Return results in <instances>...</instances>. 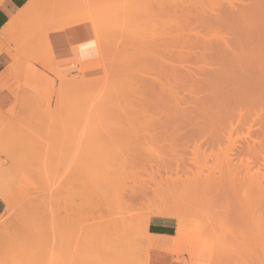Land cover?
Masks as SVG:
<instances>
[{
  "label": "rangeland",
  "instance_id": "374dc122",
  "mask_svg": "<svg viewBox=\"0 0 264 264\" xmlns=\"http://www.w3.org/2000/svg\"><path fill=\"white\" fill-rule=\"evenodd\" d=\"M32 1L34 27L79 28L95 55L60 63L42 48L25 64L42 70H27L16 105L0 110V184L12 199L0 264H144L161 246L148 230L160 215L177 220L173 240L192 261L264 264V101L245 116L219 108L216 121L185 111L191 95L238 86L219 50L232 36L215 19L223 0ZM166 17L184 40L175 49L147 29Z\"/></svg>",
  "mask_w": 264,
  "mask_h": 264
},
{
  "label": "bare ground",
  "instance_id": "6f19581e",
  "mask_svg": "<svg viewBox=\"0 0 264 264\" xmlns=\"http://www.w3.org/2000/svg\"><path fill=\"white\" fill-rule=\"evenodd\" d=\"M35 2H36V0H34ZM64 1V3L66 2L65 0H63ZM62 1V2H63ZM159 1V0H158ZM163 2H165L164 0H162ZM152 2V1H151ZM154 2V1H153ZM152 2V3H153ZM167 2H168V0H167ZM240 2L241 3H243L244 2V4H240ZM67 3V2H66ZM74 3V2H73ZM156 3H157V1H156ZM166 3V2H165ZM164 3V4H165ZM169 3V2H168ZM239 3V4H238ZM32 4V3H31ZM71 4V3H70ZM69 4V5H70ZM76 4V3H75ZM146 4V3H145ZM150 4V3H149ZM148 4V5H149ZM158 4V3H157ZM63 5H65V4H63ZM153 5V4H152ZM158 5H161V2L158 4ZM72 6V5H71ZM70 6V7H71ZM154 7L156 6V5H153ZM161 6H164L163 4L161 5ZM171 6V5H170ZM151 7V6H150ZM165 7H167V5L165 6ZM221 8H219L218 10H219V12L221 13V14H219L218 16V18H217V16L214 14L213 16L215 17V19H219V24H220V26H222V27H220L222 30L221 31H224L223 30V28L225 29V31L227 30V32H225L224 34H229L231 37H226V35L224 36V35H222L221 36V38H220V45L222 44V46H223V48L221 47V48H219V50L221 49V52H222V54H221V56H224V57H227V59H228V61L227 60H225L224 59V57H223V62L224 63H226L225 64V66H228V63L230 64V66L232 67V70H231V68H230V66H228L229 68H227V67H225V70L226 71H229V69H230V71L229 72H232L233 73V71H234V73H236L235 75H234V73H233V75L234 76H232V73H230L231 74V76L232 77H236L235 79H237V76H238V79H239V82L241 81V83H239L238 81H236L235 79V81L238 83V86H237V88H233V90L231 89V87H230V89L227 91V95H229V96H224V94H223V96H221V98H220V96L219 95H221L220 94V92H217L218 90H219V84L217 83V87H216V89H218V90H215V89H213V92L214 93H212L213 95H211V96H208V98H205L204 100H209V101H207V103L209 102L211 105H212V107H211V105L209 104V108L212 110L213 109V112L210 110V109H205V110H207V112L205 113V112H203V110L201 109V107H202V105H204V100H202L201 98H198V97H192V95L190 96L191 98H186L187 100L185 101L184 99H183V101H185L186 103L188 102V103H191V104H193V106L192 105H187V104H185V105H187L189 108H186V107H184V108H186L185 109V111H188L189 109H190V107H192V109H197L194 105H197L198 106V109H197V111H198V113L196 112V114H194V116L193 117H199V119H200V117H212V118H215L214 120L216 121V119L218 120V118H219V116H217V115H221L222 113L221 112H225L226 111V109L224 110V108H229L230 109V111L231 110H234V111H237L241 116H245L246 115V113L245 114H242L241 112L243 111V113H244V111H246V109H248V108H250V106H252V111H251V109H249L250 111H251V113H249L250 111H248L247 110V112L249 113V114H252V112H253V109H256V107H259V105H260V103L262 102V101H264L263 100V95H264V0H223V1H221V6H220ZM74 8H76V6H74ZM79 8V7H78ZM145 8H146V6H145ZM168 8V7H167ZM34 9V8H33ZM144 9V8H143ZM142 9V10H143ZM75 10V9H74ZM218 10H215V11H218ZM147 11V10H146ZM170 11V10H169ZM214 11V12H215ZM80 12V11H79ZM167 12H168V10H167ZM213 12V13H214ZM219 12H217V14L219 13ZM28 13H32V11L31 12H28L27 11V14ZM216 13V12H215ZM77 14H79V13H77ZM82 14V13H81ZM80 14V16L83 18L84 17V20H85V18H87V17H89V15L88 14H84L83 13V15H81ZM165 15H167V14H165ZM73 16V15H72ZM80 16H77L76 14H75V16L72 18H70V16H69V18L70 19H68L67 18V22L63 25V26H61L62 28H64V27H66V26H70V25H74V24H76L77 23V20H78V18H81ZM153 16H155V15H153ZM209 16V15H208ZM67 17V16H66ZM78 17V18H77ZM90 17H92L91 19L93 20V22L95 21L96 22V26H98V27H100V28H98V30L100 29L101 30V28H102V24L101 25H99L100 23H98V22H100V21H96V20H99L98 19V17L96 18V17H93V15H90ZM90 17L88 18V19H90ZM81 18V19H82ZM167 18V22L165 21L166 19H164V22H159L158 20H156V19H151V22H150V26H147V29L150 27L151 28V35L153 36H155V35H157V36H159L160 37V40H162L163 42H162V44L164 43L165 45H166V47L168 46L169 48L171 47V45H172V48H174L175 46H178L176 43L178 42L179 43V40H178V38L177 39H175L174 38V36L173 35H171V34H173L174 33V31H176V28L175 27H178V26H174V24H172V21L171 22H169V24H168V20H169V17H166ZM66 19V18H65ZM76 19V20H75ZM81 19H79V20H81ZM214 19V18H213ZM214 19V20H215ZM91 21V20H90ZM163 21V20H162ZM81 22H83V20H81L80 21V23ZM86 22V21H85ZM95 22H94V24H95ZM217 22V21H216ZM79 23V22H78ZM98 23V24H97ZM170 24H172V25H170ZM179 24V23H178ZM148 25V24H147ZM177 25V24H176ZM182 25V24H181ZM173 26V27H172ZM183 26V25H182ZM183 28H184V26H183ZM146 29V28H145ZM149 31V30H148ZM147 31V32H148ZM99 32V31H98ZM97 32V33H98ZM100 32H102V31H100ZM149 33V32H148ZM99 34V33H98ZM102 33H100L99 35H101ZM217 34V33H216ZM165 35V36H164ZM167 35H171V36H168V37H166ZM179 35V34H178ZM163 36H164V38H163ZM177 37V36H176ZM179 37V36H178ZM100 38V37H99ZM172 39V40H171ZM146 40H147V38H146ZM153 40V39H152ZM160 40H158V41H160ZM171 40V41H170ZM178 40V41H177ZM149 41H151V40H149ZM155 41V40H154ZM157 40H156V42H158ZM172 41H175V44H174V42H172ZM183 41L184 40H180V42H182L183 43ZM171 42V43H170ZM222 42V43H221ZM224 42V43H223ZM100 43H103L102 42V39L100 40ZM154 43V42H153ZM159 43V42H158ZM167 43V44H166ZM224 44V45H223ZM100 45V44H99ZM159 45V44H158ZM161 45V44H160ZM147 46H148V44H147ZM152 46V45H151ZM174 46V47H173ZM224 46H225V48H224ZM150 47V46H149ZM179 47V46H178ZM171 48V50H173ZM103 49V48H102ZM101 49V50H102ZM159 49V48H158ZM161 49V48H160ZM175 49V48H174ZM52 51V50H51ZM154 51V50H153ZM161 51V50H160ZM168 51H170V50H168ZM88 52V51H87ZM102 52H103V50H102ZM157 52V51H156ZM164 52V51H163ZM101 53V52H100ZM104 54H105V52H103ZM168 53V52H167ZM171 54V53H170ZM103 55V54H102ZM167 56H168V54H167ZM221 56H220V58L219 59H221L220 61H222V58H221ZM163 57H164V55H163ZM172 58H173V55H172ZM104 60V59H103ZM173 61H174V59H172ZM169 61V60H168ZM167 61V62H168ZM171 63V62H170ZM174 65V64H173ZM176 66V65H175ZM174 66V67H175ZM168 67V66H167ZM178 67V66H177ZM203 68V67H202ZM201 68V69H202ZM207 68V67H206ZM227 68V69H226ZM204 70H202V71H205L206 69L205 68H203ZM195 70H197V69H195ZM200 70V69H199ZM208 70V69H207ZM206 70V71H207ZM222 70H224V69H222ZM224 70V71H225ZM209 72V71H208ZM196 73V72H195ZM203 73V72H202ZM228 73V72H227ZM227 73H225L226 74V76H225V74L224 73H222V71H221V74L227 79V76H228V79H227V81L226 82H228V80L230 79V75H229V73L227 74ZM201 75V74H200ZM207 75H210V74H207ZM215 75V74H214ZM218 75H219V73H218ZM215 77H218V76H215ZM223 77V78H224ZM231 77V78H232ZM219 78V77H218ZM217 78V79H218ZM233 79V78H232ZM215 81V80H214ZM217 81V80H216ZM219 81V80H218ZM217 81V82H218ZM221 81H223L222 79H221ZM230 82V81H229ZM234 82V81H233ZM233 82H231V84L233 83ZM235 82V83H236ZM215 83V82H214ZM223 83H224V81H223ZM226 86L228 85V83H224ZM223 84V85H224ZM208 86H210V85H207L204 89H206ZM212 86H213V84H212ZM211 86V87H212ZM213 87H215V86H213ZM232 87H235V85L234 86H232ZM199 88V87H198ZM224 88V87H223ZM223 88H221V89H223ZM227 88H228V86H227ZM226 88V89H227ZM200 89V88H199ZM208 89V88H207ZM210 90V89H209ZM205 91V90H204ZM208 91V90H207ZM211 91H212V88H211ZM220 91H222V90H220ZM223 91H226L225 90V88L223 89ZM231 91H233V92H235V93H233L232 94V96H231V93L229 94L228 92H231ZM201 92H203V91H201ZM200 92V93H201ZM193 93V92H192ZM225 93V92H224ZM202 94V93H201ZM236 94V96H234ZM194 96V95H193ZM234 96V97H233ZM259 101H261L260 103H259ZM202 105H201V104ZM258 105H257V104ZM198 104H200L201 106H200V108H199V105ZM256 105V106H255ZM261 105H264V102H263V104L261 103ZM261 105H260V107H261ZM248 107V108H247ZM254 107V108H253ZM204 108V107H203ZM219 108H221L220 110H219ZM223 108V109H222ZM246 108V109H245ZM192 109H190L189 111V114L190 113H194L195 112V110H192ZM201 110H202V114H201ZM214 110H216V111H214ZM219 111H220V113L221 114H219ZM259 111V110H258ZM261 111V110H260ZM187 113V112H186ZM199 114H201V115H199ZM226 116H228V112L226 111ZM225 116V117H226ZM239 116V115H238ZM179 117V116H178ZM181 117V116H180ZM176 118V117H175ZM222 118V117H221ZM220 118V119H221ZM182 120V119H181ZM190 120V119H189ZM198 120V119H197ZM209 120H211V119H208V121ZM203 121H204V118H203ZM203 121L201 122V123H203ZM207 121V120H206ZM205 121V122H206ZM206 122V123H208V124H210L211 125V123H209V122ZM213 121V120H212ZM211 121V122H212ZM200 122V121H199ZM203 123V124H205V125H207L206 123ZM183 123V122H182ZM188 123H189V121H188ZM194 123L195 122H193V124L192 125H194ZM213 124H214V122H212ZM187 124V123H186ZM190 124V123H189ZM196 125H198L199 123H198V121L195 123ZM181 125V124H180ZM180 125H179V127H180ZM185 125V124H184ZM188 125V124H187ZM189 126V125H188ZM182 127V126H181ZM185 127V126H184ZM183 128V127H182ZM1 182V181H0ZM2 183V182H1ZM3 184V183H2ZM2 184H0V196L1 197H3V199L6 201V203H8V205L9 204H11L10 203V200H12L11 199V197H9L10 198V200H9V198H8V194H6L5 193V190H4V187L5 186H3ZM7 191V190H6ZM8 192V191H7ZM8 195V196H7ZM12 205V204H11ZM10 205V206H11ZM8 212V211H7ZM6 213V212H5ZM159 213H161V212H159ZM163 213V212H162ZM165 214H167V213H165ZM161 216V215H160ZM164 216V215H163ZM164 217H166V216H164ZM2 218V217H1ZM6 218V217H5ZM150 219V218H149ZM5 221V220H4ZM145 224V223H144ZM148 224H149V222H148ZM176 231H177V228H176ZM150 235L153 237V239H154V241H152V242H155V241H157V239H159V238H163V237H159V235H156V234H153V233H150ZM154 236H155V238H156V236L158 237V238H154ZM175 236V235H174ZM148 237V236H147ZM150 239H152V238H150ZM174 239V238H173ZM202 243V242H201ZM156 244H162V243H160V241L158 242H156V243H154V245H156ZM199 245V244H198ZM155 247V246H154ZM205 249V248H204ZM213 249V248H212ZM199 250V249H198ZM203 250V249H202ZM207 250H209V249H207ZM196 251V250H195ZM191 252V251H190ZM202 252H205V250L204 251H202ZM208 252V251H207ZM192 253V252H191ZM154 254H156V253H154ZM202 254V253H201ZM159 255V254H158ZM161 255V254H160ZM166 256V255H165ZM194 256V255H193ZM203 256V255H202ZM206 256H209L208 254L206 255ZM205 257V256H204ZM196 258V257H195ZM201 258V257H200ZM200 258H197L196 260H194L192 263L193 264H201V260H200ZM191 260H192V258H191ZM123 261V260H122ZM121 262V261H120ZM168 262H169V257L167 258V257H164L163 255H161L160 257H158V256H155L154 257V255H152L151 254V256H150V264H168ZM146 263V262H145ZM115 264H116V262H115ZM117 264H119V263H117ZM124 264V263H123Z\"/></svg>",
  "mask_w": 264,
  "mask_h": 264
},
{
  "label": "crops",
  "instance_id": "0c3cea01",
  "mask_svg": "<svg viewBox=\"0 0 264 264\" xmlns=\"http://www.w3.org/2000/svg\"><path fill=\"white\" fill-rule=\"evenodd\" d=\"M33 8L32 0H0V110L2 111L10 110L16 105L25 86V72L42 70L38 65H35V68L25 66L29 56L38 54L42 48L46 52L49 51L54 61L60 63L72 60L89 61L95 55V45L91 48L90 54L89 41L79 28L54 30L44 34L42 29L34 27L31 23V13L27 14V11L33 12ZM5 208L4 200L0 196V215L4 213ZM176 227L177 220L172 217L150 218L149 232L163 238L160 241L161 246L149 252L144 264H150L151 254L154 257L161 255L169 257L168 264H193L190 255L186 252L187 241L173 240L176 236ZM200 260L201 264H208L204 258L201 257Z\"/></svg>",
  "mask_w": 264,
  "mask_h": 264
}]
</instances>
